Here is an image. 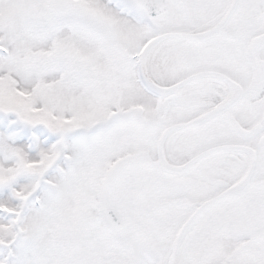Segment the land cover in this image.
<instances>
[{
    "label": "snow or ice",
    "instance_id": "6c2138e0",
    "mask_svg": "<svg viewBox=\"0 0 264 264\" xmlns=\"http://www.w3.org/2000/svg\"><path fill=\"white\" fill-rule=\"evenodd\" d=\"M0 264H264V0H0Z\"/></svg>",
    "mask_w": 264,
    "mask_h": 264
}]
</instances>
